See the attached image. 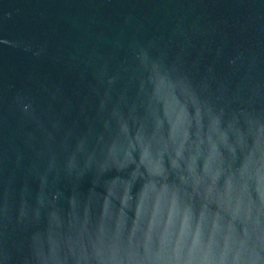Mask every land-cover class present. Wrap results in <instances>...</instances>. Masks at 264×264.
<instances>
[{"label":"water","instance_id":"1","mask_svg":"<svg viewBox=\"0 0 264 264\" xmlns=\"http://www.w3.org/2000/svg\"><path fill=\"white\" fill-rule=\"evenodd\" d=\"M0 264H264V0H0Z\"/></svg>","mask_w":264,"mask_h":264}]
</instances>
